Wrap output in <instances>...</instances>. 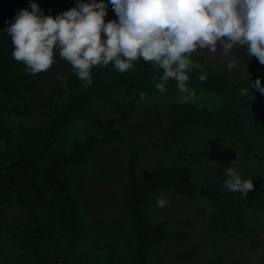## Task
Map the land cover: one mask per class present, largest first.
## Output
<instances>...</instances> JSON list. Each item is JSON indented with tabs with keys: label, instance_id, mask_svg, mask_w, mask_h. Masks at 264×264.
<instances>
[{
	"label": "trees",
	"instance_id": "16d2710c",
	"mask_svg": "<svg viewBox=\"0 0 264 264\" xmlns=\"http://www.w3.org/2000/svg\"><path fill=\"white\" fill-rule=\"evenodd\" d=\"M35 1L0 0V264H150L148 256L154 248L179 244L190 236L173 231L174 220L153 223L152 212L145 207L157 192L187 201H206L211 210L207 225L215 243L228 234H249L254 221L264 223V185L255 183L262 181V174L256 175L258 166H264V93L250 87L257 79L264 87V64L249 57L245 47L234 50L232 72L193 53L190 59L201 68L189 73L187 87L193 94L216 95V105L210 98L206 106H199L191 100L193 95L185 102L186 94L177 90L175 80H169L166 91L160 93L155 85L163 70L142 59L126 73L112 64L93 67V83L87 88L72 67L69 71L63 68L61 88L52 96L47 80L49 73L60 68L59 55L47 72L30 74L23 63L13 59V44L5 27L8 4L31 5ZM201 74H206V81L199 80ZM242 89L249 91L241 95ZM158 94L166 105H154L153 110L163 114L156 116L154 127L163 121L170 123L173 143L167 144V149H173L172 156L145 180L139 176L140 156L151 148L163 147L162 140L135 146L125 156L127 180L120 202L132 227L130 239L135 248L128 246L123 256L110 254L101 261L90 253L99 246L88 233L94 223L87 222L89 216L82 219L72 184L71 175L76 177L80 171L73 169L71 173L70 168L87 165L101 148L129 142L134 133L126 132L124 125L140 113L144 98ZM176 96L181 97L177 104L173 101ZM96 101L109 108L111 118L104 120L90 111ZM142 115L150 114L145 111ZM72 131L76 138L70 146L65 145L66 135ZM198 134L201 137L194 138ZM221 138L233 149L228 150ZM225 165L235 168L242 179H251L248 174L254 177L247 197L224 187L225 178L217 171ZM206 166L204 173L200 168ZM197 176L205 181L198 183ZM87 198H83V206ZM13 211L16 216L10 214ZM251 242L255 244L252 237ZM214 249L218 254V247ZM233 250L238 248L233 246ZM222 251L229 253L226 248ZM227 261L218 260L219 264Z\"/></svg>",
	"mask_w": 264,
	"mask_h": 264
},
{
	"label": "clouds",
	"instance_id": "9594fccd",
	"mask_svg": "<svg viewBox=\"0 0 264 264\" xmlns=\"http://www.w3.org/2000/svg\"><path fill=\"white\" fill-rule=\"evenodd\" d=\"M118 21L105 22L108 5L101 0L80 2L77 7L53 18L45 16L36 3L31 11L21 10L6 29L13 44L12 57L36 75L47 72L55 55L67 61L85 88L93 83V67L112 64L120 73L134 68V62H150L163 70L160 93L175 80L184 101L193 95L187 87L189 73L200 69L190 57L198 49L212 54L218 45L224 55L239 45L249 57L264 64V0H110ZM106 37V38H104ZM235 67L231 60L227 65ZM206 74L199 80L206 81ZM264 93L260 80L250 85ZM249 89H242L246 95ZM224 187L247 197L254 185L242 179L235 168L225 169ZM167 200L158 197V207Z\"/></svg>",
	"mask_w": 264,
	"mask_h": 264
},
{
	"label": "rangeland",
	"instance_id": "374dc122",
	"mask_svg": "<svg viewBox=\"0 0 264 264\" xmlns=\"http://www.w3.org/2000/svg\"><path fill=\"white\" fill-rule=\"evenodd\" d=\"M107 1L109 5L106 9L107 15L104 17L105 22L107 23L113 20L118 21V16L114 12L110 0H103L104 3ZM80 2L88 3L90 0L35 1L45 16H52L53 18L65 11L77 7ZM96 2L99 3L101 0H96ZM8 8L9 11L7 12V21L5 24L6 29L14 23L15 17L21 10H32L29 4H8ZM241 48L242 47L239 45L235 46L227 56L223 54L219 45L215 54H212L207 49H198L194 54L204 57L208 63L215 67L232 72L235 67L229 70L227 67L228 62L231 60L234 50H240ZM56 55H58V52ZM231 61L233 62V60ZM57 64L60 65L58 72L49 73V78L47 80V82L52 85V90H48L52 96L57 94L61 88L59 78L63 72L62 69L65 68L66 71L71 70V65L60 57L57 59ZM210 98L216 100V105L218 101L217 96L207 92L193 94V99L191 100L196 101L199 106H206ZM32 100L35 101L33 98ZM180 100V96H176L173 99L175 104L179 103ZM154 105H159L160 108L166 105V100L162 97V94L144 98L141 101L140 110H142L140 113L136 112L132 116V119H130V122L124 125L126 132L130 131L134 133V137L130 139L129 142L115 143L106 148H101L90 157L87 165L73 166L70 168L71 173L73 169H78L80 171V175H76V177L72 176L73 174L71 175L72 184L77 200L81 205L80 212L82 219L87 220L89 216L87 222L90 223L91 221V223H94L93 227L89 228L88 233H91L93 238L98 240L99 246L91 248L90 253L101 261L107 260L110 254H114L116 257L123 256L125 253H128V246L133 247L134 245L135 248L134 242L130 239L132 227L127 224L129 219L120 202L121 192H123L127 180L123 163L125 156H127L129 151L135 146H145L158 139L162 140L163 147L158 146L156 148H151L141 154L139 176L142 180L147 179L159 167V164L168 163L172 156L173 149H167V146L173 143V139L169 134L170 123L168 121H163L159 127H154L156 116L163 115L160 111L153 110ZM148 106H150V108H148ZM37 108H39V105H37ZM147 110L150 111L148 112ZM90 111L104 120L112 117L109 108L103 107L99 101H96V103L90 107ZM145 111L146 114L149 113L150 115L143 118L144 116L142 113L144 114ZM34 119L37 120V117H34ZM66 136L68 138L65 141L67 142L65 145L69 143L68 146H70L76 138V132L72 131ZM200 137V134L194 136V138ZM221 139H224V144L228 146V150L233 149V146L230 145L227 139ZM178 140L180 142L181 137ZM59 147L62 146L59 145ZM227 168H230L229 165L218 167L219 171H217V174L226 179L225 169ZM263 169L264 166H258L256 175L262 174V181L257 180L255 183L264 185ZM200 170L206 173L208 167H201ZM210 175L211 174H209V178ZM247 176L251 179L254 178L249 174ZM196 180H198V183L205 181L201 176H197ZM86 197L88 198L85 202V206H83L82 200L83 198L86 199ZM158 197L167 200L168 203L165 207L161 208L157 206L156 201ZM201 202L187 201L186 199L167 192H157L149 200L145 209L152 212L151 220L153 223L174 220L173 231L190 233L189 238L182 243L167 244L166 246L154 248L152 253L150 252L151 255L149 254L150 257L148 256L149 263L219 264V259L226 258L229 261H227L226 264H263L264 223H260L259 221L256 223L254 221L253 229L249 234H228L225 236V239L215 243L213 242V238L211 237L212 233H209L207 225L211 210L205 205L207 204L206 201L202 200ZM10 214H13V216L17 215L14 211L12 213L10 212ZM96 224H99L100 227H96ZM213 234L215 233L213 232ZM251 237L254 239L255 244H257L256 247L255 244L251 242ZM214 245L219 249L218 254L214 249ZM233 246H236L238 250L234 251ZM224 248L229 250L228 254L222 251Z\"/></svg>",
	"mask_w": 264,
	"mask_h": 264
}]
</instances>
